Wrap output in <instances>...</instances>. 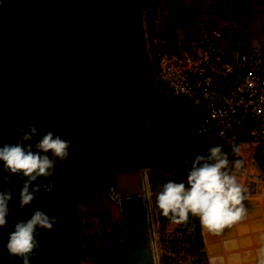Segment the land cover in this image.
Segmentation results:
<instances>
[{
  "label": "rangeland",
  "instance_id": "374dc122",
  "mask_svg": "<svg viewBox=\"0 0 264 264\" xmlns=\"http://www.w3.org/2000/svg\"><path fill=\"white\" fill-rule=\"evenodd\" d=\"M164 1L159 0V7L163 9L164 4L165 7L167 6V2ZM4 2H7L11 8L16 7L12 19L19 24L11 26L8 30L0 31L4 38L9 39L6 42L9 46L2 47L4 50L0 49V54L2 57L6 54L20 55L22 60L16 67H9V62L0 61V144L14 143L19 136L16 126L25 127L31 123L37 126L41 134L52 131L64 139L71 140L70 148H89V150L104 153L99 157L100 161L114 160V157L109 159L112 154L108 156V152L110 150L114 152L120 148L121 136L131 123L132 109L137 101H140L139 96L143 93L142 90L136 88L137 85L133 81L142 86L149 85L147 98H144L143 107H140L143 114L147 110H149L148 114L153 111V104L156 103V100L153 101L150 98L153 93L157 92L153 88L155 63H151L153 60L149 57L144 38L143 62L139 60V56H136L138 49L124 41L129 31L123 29L127 23H122V18L119 16L128 14L119 9L120 4L117 0L93 2L94 5L102 4L98 7L92 6L93 3L90 0L86 1V4L83 2L85 5L80 10L78 9L75 17L68 18L69 21L63 17L65 11L61 7L58 8L62 0H44L43 2H47L48 6L43 17L39 15L31 17L29 8L21 5L25 4L29 7L30 0H3V4ZM90 2L91 5L88 6ZM187 2L188 6L189 0ZM110 4H113L112 7ZM176 4L177 2H173L171 5ZM192 4L193 7L190 10L186 8L187 17L182 14L184 17L173 21L174 23L168 20L165 24V21L161 19L162 13L167 11H159L158 23L161 26L156 27L172 38L180 33L192 34L205 27H220L226 37L225 42L230 44L228 49L236 45L233 42L243 38L251 41L259 37L264 41V0H192ZM153 7L154 3L151 1L149 9L152 10ZM176 7L179 8V5ZM147 15L148 9L146 8V29L151 31L155 24L149 21ZM2 17L5 18L3 11ZM142 17L144 16L140 17L138 14L137 31L140 25L142 29V23H140ZM86 20L87 22H84ZM165 27L172 29L171 32ZM140 31L141 35L142 30ZM143 36L144 30L141 37ZM58 37H63V39L60 38L59 41ZM110 38L119 39V42L113 44ZM1 43L4 44V42ZM171 49L175 50L173 47ZM132 61H134L133 66L130 64ZM124 67L130 68L125 69ZM102 69L114 71L123 77L118 78V93L108 86H100L101 83L106 82L103 80L106 79V75L100 73ZM123 75L133 81H124L125 76ZM26 79L33 80V84L39 80L42 84L41 91L34 93V88L28 87ZM42 80L47 86H43ZM12 83H16L17 86L9 91L6 88H9L8 86ZM107 90H111L110 93H106ZM48 92L53 93V96L49 97L52 102L43 107L37 102L39 105L37 108L33 99L45 98ZM114 93H117L115 97L119 95V98H116L113 111H110L111 95ZM126 98H129L127 103H125ZM58 101L61 104L54 103ZM149 117L150 115L147 118ZM49 119L61 121L51 127ZM146 120L138 128L143 130L148 122ZM153 120L152 124L155 128L150 131V137L157 140L151 146L154 150L160 151L157 154L162 158L157 159V155L145 156L143 165L153 168L149 171V176L144 172L142 189L143 198L150 211L153 231L151 248L155 264H210L208 263L210 253L205 250L206 243L203 240L205 229H202L200 221L202 243H200L194 217L190 216L185 224L174 223L162 214L155 197L161 186L168 180L186 179L187 167L191 165L186 167L184 160L193 158L198 152L203 154L204 149L213 143L202 141L190 131H182L181 126L178 127L180 131L171 126H168L167 132L158 131V126L162 125V122L167 125L170 123L164 122L165 118L158 116H154ZM47 128L50 130H46ZM79 133L92 135L95 140L93 142L76 141L74 135ZM175 149H180V151ZM137 153L139 157V152ZM143 157L144 155L141 156V160ZM0 162L3 164L2 161ZM57 171L55 169L54 177L63 179L70 177V175H61ZM111 187L107 192L115 200L117 198L116 187ZM251 195L245 194L246 198H259L264 205L259 195ZM39 202L46 206L49 205V201L44 198L39 199ZM112 212L111 209L104 214L107 217L106 232L103 226L97 225L104 230V242L90 238V230L85 227V225L91 226L85 219L87 217L84 218L83 227L74 221L75 218L72 221L73 227L71 222H65V225L61 226H64L63 232H59L67 243L62 258L65 260L74 254L78 257L79 264H124L123 250L117 255L115 244L112 245L110 241L112 231L120 237L122 229L120 216ZM261 215L264 218V211ZM19 218L17 216V220H21Z\"/></svg>",
  "mask_w": 264,
  "mask_h": 264
},
{
  "label": "built area",
  "instance_id": "2783aa9c",
  "mask_svg": "<svg viewBox=\"0 0 264 264\" xmlns=\"http://www.w3.org/2000/svg\"><path fill=\"white\" fill-rule=\"evenodd\" d=\"M146 23L153 88L183 107L179 123L190 125L202 141L222 145L230 162L244 161L240 169L229 167L246 195L264 201V41L243 38L228 49L220 27L180 33L173 41L158 29L147 31Z\"/></svg>",
  "mask_w": 264,
  "mask_h": 264
},
{
  "label": "clouds",
  "instance_id": "9594fccd",
  "mask_svg": "<svg viewBox=\"0 0 264 264\" xmlns=\"http://www.w3.org/2000/svg\"><path fill=\"white\" fill-rule=\"evenodd\" d=\"M3 3V0H0ZM19 133L14 143L0 144V161L5 171L21 176L22 186L15 191L0 190V228L7 226L12 212L10 202L18 195L19 206L30 205L41 189L51 185L35 184L40 177L54 175L57 161L69 156L71 140L48 131L41 134L34 124L16 126ZM233 151L238 153L239 148ZM228 154L220 144H211L202 153L186 158V179H170L156 193V204L162 214L176 224H185L197 217L203 229L219 234L247 215L244 201L246 188L232 173ZM244 161L235 160L236 169ZM59 221L45 211L37 209L26 220H18L8 234L6 249L10 256L19 257L23 264H32L31 257L39 249V230L54 228ZM264 264V261L261 262Z\"/></svg>",
  "mask_w": 264,
  "mask_h": 264
},
{
  "label": "trees",
  "instance_id": "16d2710c",
  "mask_svg": "<svg viewBox=\"0 0 264 264\" xmlns=\"http://www.w3.org/2000/svg\"><path fill=\"white\" fill-rule=\"evenodd\" d=\"M21 5L25 6V8H29L26 7L25 4ZM15 8L16 7H9V4L7 2H4V4L0 3V31L8 30V28H10L11 26L19 24L12 19V14L15 11ZM2 11L5 18L2 17ZM153 19L154 16H152V20ZM137 26L139 27L138 18L134 19L132 23H127L124 26L123 29L129 31V35L124 41L128 42L129 45L138 49L136 52V56H139V60L143 62V37H141L142 34L140 35V30L142 29L140 25V28L137 31ZM130 27L132 28L131 30ZM133 29L135 31H133ZM151 31L154 30L151 29ZM60 38L63 39V37H58L57 39L60 41ZM110 40L111 42L113 41V44L119 42V39L110 38ZM7 41H9V39L4 38V36L0 34L1 50H4V48L2 47L9 46L6 44ZM1 42H4V44ZM21 60L22 57L20 55L6 54L5 57H2V54H0V61L5 63L9 62V67H16L17 64H20ZM59 62L63 63L61 61ZM133 62L134 61L130 63L132 66ZM126 68L129 69L130 67ZM100 73L102 75H106L105 78L107 79L115 72L102 69ZM115 74L119 75L117 73ZM123 76H125V79H127V81H133L129 79L128 76ZM117 78L123 77L119 75ZM32 81L33 80L31 79H26V84L28 85V87H33L34 93L37 94L39 90L41 91L42 84L41 82H39V80H36L35 84H33ZM42 82L44 83L43 86H47L44 80H42ZM133 83L139 86V89H141L143 92L142 95L139 96L140 101H137V103L143 107L142 101L148 94V86H142L140 83L135 81H133ZM16 86V83H12L8 86L9 88L6 89L12 91ZM51 96H53V93L48 92L45 98H40V100L38 97L34 98L33 100L36 104V107L38 108L39 106L37 102L41 103V107L51 103L52 101L51 99H49V97ZM116 98H118V96H116ZM54 103H56L57 105L61 104V102L59 101ZM136 106L137 104L134 105L131 113V119H134L135 122L131 120V123L127 127L125 132L128 135L132 134V138L129 139L128 136H126L123 140L125 134L124 133L123 137H121L123 144H120V148H118V150H115L114 152L112 150L108 152V156L112 154L109 159L114 157V160L111 159L110 161H100L99 157L102 154L104 155V153L97 152L92 149L89 150V148H86L89 151L84 149V147L77 149L70 148V154L67 159L63 161L58 160L57 166L55 168L61 175H70L69 178L63 179L54 176L38 178L37 181L34 182L35 184L51 185V190H47L46 188L41 189L33 202L30 205L24 206L23 208L19 206L18 195L15 196V198L10 202L12 212L9 214L8 224L7 226L0 228V264H23L22 260L19 257L10 256L8 254L6 249L8 234L13 230L15 223L18 221L17 216L20 217L19 219L21 220H26L37 209L45 211L49 216L56 217L59 223L56 224L51 230H39L38 241L40 246L37 250V254L31 257L32 264H79L77 260L78 257L74 254H71V256L66 258L65 260L62 258L63 253H65L64 250L67 243L63 236H60L59 233L60 231L63 232L64 226H61L65 225V222H71L70 224L73 227L72 221L74 218V221L80 224V227H83L84 218L87 217L85 219L88 220L87 223L91 226L85 225V227L90 230V238L96 239L99 242L105 241L104 230L106 232L108 227L105 228L107 217L104 214L112 209V214L114 213V215L120 216L119 206L117 202L108 195L107 191L111 186L116 187L114 181L116 172L132 168L131 163L133 162V158H135V151L131 148L132 144H135L133 133L135 129H138L139 125L144 121L143 112L138 110L141 106L137 109ZM60 121L61 120L53 121V119H49V122H51L49 124L51 127H53ZM46 130L50 129L47 128ZM89 130L91 131V129ZM74 137H76V141L80 142L86 140L88 142H93L95 140L92 135L88 134L85 135L79 133L74 135ZM95 137H98V135H95ZM99 137L103 138V136ZM131 140L133 141L132 143H127ZM22 179L23 178L19 175L11 174L5 171L3 168V164L0 162V190L12 189L15 194V191L22 186ZM41 198L49 201V205L46 206L40 203L39 199ZM194 220L197 225V230L199 231L200 243H202L199 219L197 217H194ZM97 225L103 226L104 230H101ZM110 241L112 245L113 243L115 244L117 255L121 254V251L123 250V243L122 240H119L118 235L116 236L114 231H112Z\"/></svg>",
  "mask_w": 264,
  "mask_h": 264
},
{
  "label": "water",
  "instance_id": "95a60500",
  "mask_svg": "<svg viewBox=\"0 0 264 264\" xmlns=\"http://www.w3.org/2000/svg\"><path fill=\"white\" fill-rule=\"evenodd\" d=\"M114 181L117 194L115 201L119 206L123 230L125 264H155L151 248V239L153 235L151 217L149 206L143 198L140 171L137 168L118 171L115 173ZM251 201L250 199H245V203ZM247 213L249 214V212ZM249 222L250 223L239 221L234 225L236 231L241 233V236L238 238L239 244L241 247L246 248L242 249L240 253H238V251L228 252V264H239L240 261L244 262V264H261V262L264 261V247L257 245L264 241V233L260 235V231H254L258 225H262V221L250 220ZM249 227H251L253 231L251 236L247 234ZM233 228L232 225L225 228L220 233L221 236L225 237L228 234L230 235V232L233 234ZM246 230L247 232H245ZM219 237V234L207 230L203 231V240L206 243L208 251H210V249H214L215 251L220 249ZM251 238L253 239L252 243L250 241ZM227 241L228 239H224L223 242L226 249L228 246L231 248L239 247L233 239L229 243H227ZM251 244L256 245L254 249ZM210 263L212 264V261Z\"/></svg>",
  "mask_w": 264,
  "mask_h": 264
},
{
  "label": "crops",
  "instance_id": "0c3cea01",
  "mask_svg": "<svg viewBox=\"0 0 264 264\" xmlns=\"http://www.w3.org/2000/svg\"><path fill=\"white\" fill-rule=\"evenodd\" d=\"M43 1L44 0H30L29 12H30L31 17L32 16H38V15L43 17V14H45V9L48 6V3L43 2ZM86 1H89V0H62V4H61V6H58V8L61 7L65 11L63 17L67 18V21H69L68 18L75 17L76 16L75 14L78 13V9L80 10V8L86 4ZM90 1L92 3L93 2L95 3V1H99V0H90ZM106 1H110V0H106ZM111 1H114V0H111ZM117 1L120 4V5H118L119 9H121V11L123 13L128 14L127 16H122V15L119 16V18H122V20H121L122 23H129V24L132 23L134 19L138 18V14H140V17L144 16L140 20V23H142V35H143V30H144L143 25L145 22H147L146 8L148 9V15L147 16H148L149 21L151 20L152 23L155 24V27H156L158 25L161 26L160 23H158L159 22V19H158L159 11L169 12V13H167V12L162 13V19L161 20L165 21V24H166L168 22V20H170L172 23H174L173 21H177L178 19H182L184 17L182 14H185V17H187L186 8L190 10V8L193 7L192 0H189L188 6L186 5V4H188L187 0H173V1L165 0L164 2H167V6L165 7V4H164V9L162 7H159V0H117ZM151 1H152V3H154V8H152V10L149 9ZM183 1H185V3L182 4L181 2H183ZM83 2H85V4H83ZM91 2L88 4V6L91 5ZM148 2H149V4H148ZM173 2H177V4L171 5V4H173ZM94 3L92 4V6L94 5ZM99 5L102 6V4L99 3V4H95L94 7H98ZM112 5L113 4H110V7H112ZM178 5H179V8L176 7ZM180 5H181V7L182 6L183 7L181 8ZM170 9H172V10H170ZM79 16H80V13L78 14V17ZM152 16H154L153 20H152ZM159 17H160V15H159ZM73 22H75V21H73ZM84 22H87V20ZM111 22H113V21H111ZM155 27H154V29H155ZM156 29H158V28L156 27ZM166 29H168V28H166ZM171 30L172 29H170V30L168 29L169 32H171ZM172 32H174V31H172ZM163 33L166 36H169L165 32H163ZM169 37H171V36H169ZM174 37H176V35H174ZM143 38H144V36H143ZM169 39L175 41L173 38H169ZM144 42H145V39H144ZM169 47L170 48L173 47L174 49H176V46L172 45V44H170ZM151 63L154 64V60ZM148 84H151V83H148ZM147 86H149V85H147ZM149 89H150V87H149ZM150 98L153 101L156 100V103L153 104L154 109L149 114H148L149 110L144 112L143 119L146 116L145 119H147L146 121H148V122L145 124V127L143 128V130H142V128L141 129L140 128L135 129V131L133 133V139L135 141V144L134 145L132 144V146H131V148L135 151L134 152L135 158H133V162L131 163V166H132L131 169L138 168L140 170V176H141L142 184H143V180H144V172L147 174V176H149V173H150L149 171L151 170V168H153L152 166H149V165H146V166L143 165L145 156L147 157V155H148L150 157H154V155H157L158 156L157 159L162 158V156L157 154V152H160V151H157L158 149L154 150L153 147L151 146V144H154V142L157 140L153 137H150V131L153 128H155L153 126L154 124H152V122H154V120H153L154 116L155 117L158 116L159 118L160 117L165 118L164 122L170 123L169 125H167V124H163V122L161 121L162 123L161 122L160 123L162 125L158 126L159 127L158 131L167 132L166 130L168 129V126H171V127L175 128L177 131H180L178 129V127L181 126L182 131L187 130V131H190L191 133H193V128L190 125L179 123V120L185 115V110L183 109V107H181L180 105L168 100L163 94H161L158 91L153 93V95H151ZM148 115H150L149 118H147ZM182 131L179 133L181 134ZM126 136H128L129 139L132 138V134L128 135L126 133L124 134V137L123 136H121V137H123V140H124ZM181 136L183 137V134ZM178 140H180V139H178ZM132 142L133 141L131 140V141H128L127 143H132ZM120 144L121 145L123 144L122 140H121ZM138 146H139V148H138ZM175 150L180 151V149H175ZM137 152H139V157H138ZM143 155H144V157L141 160V156H143ZM142 168H143V170H142ZM126 170H130V169H126ZM155 171H157L156 168H155ZM249 195H251V194H249ZM253 195L254 194H252L251 196H253ZM249 199L256 200L257 201L256 204L258 206L260 205L259 206L260 210L264 211V205L259 198H258L259 200L254 199V198H249ZM205 250L207 251V246L205 247ZM208 263H209V261H208Z\"/></svg>",
  "mask_w": 264,
  "mask_h": 264
},
{
  "label": "bare ground",
  "instance_id": "6f19581e",
  "mask_svg": "<svg viewBox=\"0 0 264 264\" xmlns=\"http://www.w3.org/2000/svg\"><path fill=\"white\" fill-rule=\"evenodd\" d=\"M246 199H249V198H246ZM250 200H252V201L251 202H247V203H245V201H244L245 207H246V209H248L247 212H249L250 215L247 213L246 217L244 219H242L241 221H245L247 223H250L249 222L250 220H260V221H262V225L261 226L258 225V227L254 230L255 232H259L260 231V235H262V233H264V219L262 217L263 215H261V211H262V214H263V210H260V208H259L260 205L258 206L256 204L257 203L256 200H253V199H250ZM257 200H259V199H257ZM234 225L235 224L232 225V228L234 227ZM235 228L236 227L233 228L234 229L233 230V234L230 232V235L232 234L231 236L228 234L225 237H222L221 234L219 233V236H220L219 237L220 249L216 250V251L214 249H210V251H209V253H210L209 262L212 261V264H228L227 263V253L228 252L238 251V253H240V251L242 249L246 248V247H241V245L239 244L238 238H239V236H241V233L237 232ZM205 231H206V229H205ZM245 232H247V230ZM252 233H253V231L251 230V227H249V231L247 232V234H249V236H251ZM243 234H246V233H243ZM224 239H228L227 243L231 242L232 239H233V241H236L237 246L239 245V247L238 248L237 247L231 248L230 246H228L227 249H226L224 247V245H223ZM220 240H222L221 243H220ZM250 241L252 243L253 239L251 238ZM208 244H209V241H208ZM257 245L260 246V247H264V246H262V245H264V241H262L261 243H258ZM251 246L254 249L256 245L255 244H251ZM217 255H219V256H217ZM215 257H217V258H215ZM256 260H258V259H256ZM231 263H234V262H231ZM239 264H244V262L240 261Z\"/></svg>",
  "mask_w": 264,
  "mask_h": 264
},
{
  "label": "flooded vegetation",
  "instance_id": "af4514ba",
  "mask_svg": "<svg viewBox=\"0 0 264 264\" xmlns=\"http://www.w3.org/2000/svg\"><path fill=\"white\" fill-rule=\"evenodd\" d=\"M106 70V69H105ZM116 73V72H115ZM113 74V75H111L109 78H107V79H103V80H106V82H105V84H102L101 83V85L100 86H102V85H104V86H107L108 85V87H110V88H112V89H114V91L115 92H117V89H119V87H118V76L119 75H116V74ZM102 80V81H103ZM127 79H125L124 81H126ZM133 86V84L131 85V87ZM134 86H136V85H134ZM121 87V86H120ZM94 89H95V87H93ZM138 90H141V89H139L140 87L139 86H137L136 87ZM110 91L111 90H107V92L106 93H110ZM118 93V92H117ZM117 93H114V94H112L111 95V105H110V111H113V104H115V101H116V97H114L115 96V94H117ZM119 96V95H118ZM119 98V97H118ZM129 100V98L127 99L126 98V101H125V103H127V101ZM141 105L140 104H138L137 103V106H136V109L137 108H139ZM138 110H140V109H138ZM141 111V110H140ZM131 120H133L134 122H135V120L134 119H131ZM120 221H121V218H120ZM121 228H122V224H121ZM121 236L119 237L120 239L119 240H122V243H123V259H124V264H125V250H124V241H123V230L121 229V234H120ZM116 236H117V234H116Z\"/></svg>",
  "mask_w": 264,
  "mask_h": 264
}]
</instances>
